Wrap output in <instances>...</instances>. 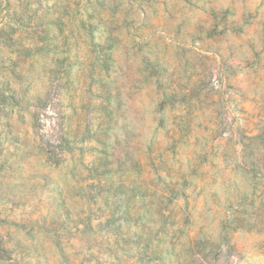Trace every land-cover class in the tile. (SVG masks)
<instances>
[{
    "label": "rangeland",
    "instance_id": "rangeland-1",
    "mask_svg": "<svg viewBox=\"0 0 264 264\" xmlns=\"http://www.w3.org/2000/svg\"><path fill=\"white\" fill-rule=\"evenodd\" d=\"M0 264H264V0H0Z\"/></svg>",
    "mask_w": 264,
    "mask_h": 264
}]
</instances>
